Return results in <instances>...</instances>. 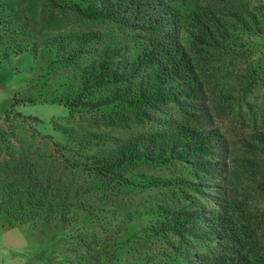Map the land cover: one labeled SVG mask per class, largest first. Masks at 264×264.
<instances>
[{
  "label": "trees",
  "instance_id": "obj_1",
  "mask_svg": "<svg viewBox=\"0 0 264 264\" xmlns=\"http://www.w3.org/2000/svg\"><path fill=\"white\" fill-rule=\"evenodd\" d=\"M46 2L60 16L112 24L126 32L128 40L107 44L97 31H63L0 54V62L23 53L36 61L42 50L53 58L49 68H75L71 78L76 83L67 90L66 80H61L44 94L36 90L37 84H28L14 94L9 111L0 117V227H71L79 214L99 224L104 211L85 198L104 184L168 189L181 206L144 208L149 221L138 234L151 249L131 264H264L263 228L241 224L225 190L234 168L254 176L264 165V110L246 103L249 114L241 117L233 147L214 126L204 103V73L216 62H245L238 77L243 97L252 98L264 82V0ZM8 10L0 1V28L6 30ZM27 104L63 105L69 117L82 110L97 114L116 104L150 120H159L154 114L160 108L177 106L186 117L159 120L156 130L125 139L78 136L61 124L63 119L53 118V130L67 139L61 145L40 133L38 119L15 112L16 106ZM108 141L112 147L105 153H84L93 143ZM173 164H180L187 176L137 171ZM82 244L84 254L54 264L106 262L107 253L96 240Z\"/></svg>",
  "mask_w": 264,
  "mask_h": 264
},
{
  "label": "rangeland",
  "instance_id": "obj_2",
  "mask_svg": "<svg viewBox=\"0 0 264 264\" xmlns=\"http://www.w3.org/2000/svg\"><path fill=\"white\" fill-rule=\"evenodd\" d=\"M0 1L8 5L7 13L11 17L8 30L0 28V54L18 44L30 45L63 31H97L102 34L103 41L107 44L128 40V34L112 24L60 16L46 0ZM51 60V56L40 50L36 61L30 53H23L12 55L0 62V117L9 111L14 94L28 84H37L36 90L44 94L50 87L53 89L61 80H66V89L71 90L76 84L75 79L71 78L75 68L58 64L49 68ZM244 67L245 62H216L213 68L204 73V103L210 109L214 126L225 134L233 147V141L242 129L241 117H247L249 114L246 103H252L264 110V82H260L251 95L253 99L243 97L238 77L244 73L241 70ZM15 112L38 119L41 122L40 133L53 137L54 141L61 145H65L67 139L53 130L50 124L53 118L63 119L61 124L75 129L78 136L93 133L105 139H125L140 132L156 130L159 120L173 118L181 121L186 117L177 106H168L160 108L154 114L159 120H150L137 111L116 104L97 114L82 110L75 113L74 117H69L65 107L58 104L18 105ZM111 147L110 141L93 143L89 146V151L84 153L102 154ZM137 171L169 178L187 176L180 164L161 168L147 165ZM252 176L240 168H234L233 174L225 183V190L232 212L239 222L249 223L254 229L264 230V165ZM85 201L104 211H100L99 224L92 223L79 214L77 222L71 227L55 223L52 226L40 224L37 230L25 226H15L9 230L0 229V264L65 262L86 252L82 241L92 243L94 240L107 253L106 262L102 264H131L135 256L143 257L151 249L138 234L149 221L144 208L156 204L181 206L180 198L168 189L141 191L112 184L100 185V191L87 196ZM3 223L4 218L0 224Z\"/></svg>",
  "mask_w": 264,
  "mask_h": 264
},
{
  "label": "crops",
  "instance_id": "obj_3",
  "mask_svg": "<svg viewBox=\"0 0 264 264\" xmlns=\"http://www.w3.org/2000/svg\"><path fill=\"white\" fill-rule=\"evenodd\" d=\"M15 228V227H14ZM0 229H4V230H9V229H12V228H4V227H0Z\"/></svg>",
  "mask_w": 264,
  "mask_h": 264
}]
</instances>
